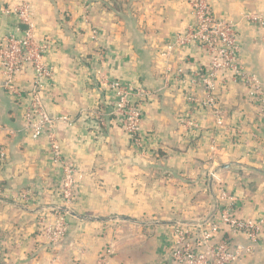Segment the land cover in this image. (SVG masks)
I'll return each instance as SVG.
<instances>
[{"label": "crops", "instance_id": "1", "mask_svg": "<svg viewBox=\"0 0 264 264\" xmlns=\"http://www.w3.org/2000/svg\"><path fill=\"white\" fill-rule=\"evenodd\" d=\"M214 16L236 25L240 62L264 85V0H209ZM0 0V42L21 37V22ZM39 39L54 68L42 102L56 127L63 158L82 172L67 218L68 232L53 254L39 218L53 223L62 205V164L48 137L37 140L25 122L34 75L16 82L20 98L2 86L0 71V264H180L172 257L178 231L205 227L233 199L231 213L264 220V125L245 89L229 75L214 89L224 125L201 102L208 58L200 49L169 50L192 23L189 0H33ZM168 52V57L163 54ZM172 73L165 75V69ZM183 68L178 78L175 71ZM133 85L147 96L140 141L134 144L116 116L115 92L102 81ZM228 207V208H229ZM234 264H264V226L257 243Z\"/></svg>", "mask_w": 264, "mask_h": 264}, {"label": "built area", "instance_id": "2", "mask_svg": "<svg viewBox=\"0 0 264 264\" xmlns=\"http://www.w3.org/2000/svg\"><path fill=\"white\" fill-rule=\"evenodd\" d=\"M33 0H19L14 8L3 10L5 14H13L21 22V37L9 35L0 42V71L3 76L2 86L15 97L20 98L22 92L16 82L20 77L32 71L33 86L29 92L30 104L25 113L27 128L32 133V138L37 140L46 134L51 152L57 162L62 164L63 182L61 186L62 205L51 211L53 223L45 225L47 218H39L44 237L52 251L55 253L61 247L62 240L68 232L67 218L69 213L62 209L71 210L76 196V188L83 178L79 167L70 164L63 158L57 141L56 127L63 119H53L48 114L43 102L42 93L46 83L54 76V68L45 63L44 57L49 49L46 39H39L34 23L35 13L32 6ZM192 23L182 35H178L169 50L200 49L208 58L206 76H202V85L206 89L207 98L199 101L192 94L188 95V103L211 109L216 125H224L221 110L217 108L218 98L214 94L217 80L223 75H229L234 83L240 84L248 94L250 102L258 109L260 122L264 125V85L256 75L248 72L240 62L239 43L236 25L232 22L219 20L214 16L212 4L209 0H189ZM247 19L254 23L263 24L262 15H251ZM166 58L168 52L163 54ZM171 74V68L165 69V75ZM178 78L185 75L181 67L175 71ZM105 89L115 92V109L112 114L124 133L129 136L134 144L140 141L143 111L139 103L147 93L133 85H122L119 81L105 79L102 81ZM1 158L4 157L0 153ZM221 201H230V207L222 209L217 220L213 219L205 227L197 229H184L178 231L177 245L172 251V257L180 264H234L249 253L250 248L240 243L234 244L231 240L218 241V235L227 229L231 238L245 237L250 243H257L263 230L264 220L252 221L241 219L231 213L233 199L220 190ZM99 264H109L105 258Z\"/></svg>", "mask_w": 264, "mask_h": 264}, {"label": "water", "instance_id": "3", "mask_svg": "<svg viewBox=\"0 0 264 264\" xmlns=\"http://www.w3.org/2000/svg\"><path fill=\"white\" fill-rule=\"evenodd\" d=\"M62 210L67 212V213H69V214H72V215L76 216L75 213L72 210H67V209H62Z\"/></svg>", "mask_w": 264, "mask_h": 264}, {"label": "trees", "instance_id": "4", "mask_svg": "<svg viewBox=\"0 0 264 264\" xmlns=\"http://www.w3.org/2000/svg\"><path fill=\"white\" fill-rule=\"evenodd\" d=\"M90 1H95V0H90Z\"/></svg>", "mask_w": 264, "mask_h": 264}]
</instances>
